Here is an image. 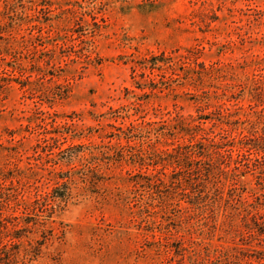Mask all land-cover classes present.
<instances>
[{
	"label": "rangeland",
	"instance_id": "obj_1",
	"mask_svg": "<svg viewBox=\"0 0 264 264\" xmlns=\"http://www.w3.org/2000/svg\"><path fill=\"white\" fill-rule=\"evenodd\" d=\"M0 264H264V0H0Z\"/></svg>",
	"mask_w": 264,
	"mask_h": 264
},
{
	"label": "trees",
	"instance_id": "obj_2",
	"mask_svg": "<svg viewBox=\"0 0 264 264\" xmlns=\"http://www.w3.org/2000/svg\"><path fill=\"white\" fill-rule=\"evenodd\" d=\"M176 130H178L179 133L180 132H184V134L185 133L186 134H189V131H187L188 130L187 125H185V127H180V128L177 127ZM113 134H117V133H113ZM122 134L123 135H127L124 132H122ZM120 135L121 134H117L116 136L119 137V139H120V137H121ZM122 138L126 139V136H122ZM76 156H80L81 158H84V154L81 151L79 153H77ZM64 192H66V193H63V194H53L52 195V199L51 200H53V202H54L53 206L60 205V204H63V203L66 202V200L68 199L70 193H69V191L67 192V190L64 191Z\"/></svg>",
	"mask_w": 264,
	"mask_h": 264
}]
</instances>
